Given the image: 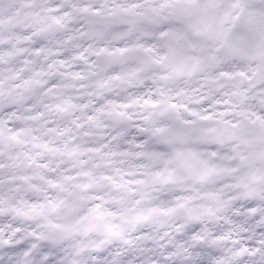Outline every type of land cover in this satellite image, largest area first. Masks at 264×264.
<instances>
[{
    "label": "snow or ice",
    "instance_id": "1",
    "mask_svg": "<svg viewBox=\"0 0 264 264\" xmlns=\"http://www.w3.org/2000/svg\"><path fill=\"white\" fill-rule=\"evenodd\" d=\"M0 264H264V0H0Z\"/></svg>",
    "mask_w": 264,
    "mask_h": 264
}]
</instances>
